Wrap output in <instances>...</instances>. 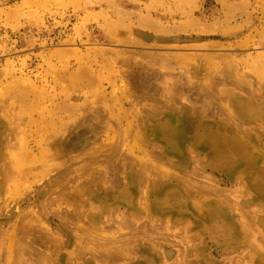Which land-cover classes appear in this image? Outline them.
Instances as JSON below:
<instances>
[{"label": "rangeland", "instance_id": "1", "mask_svg": "<svg viewBox=\"0 0 264 264\" xmlns=\"http://www.w3.org/2000/svg\"><path fill=\"white\" fill-rule=\"evenodd\" d=\"M259 171L264 0H0V264H264Z\"/></svg>", "mask_w": 264, "mask_h": 264}, {"label": "bare ground", "instance_id": "2", "mask_svg": "<svg viewBox=\"0 0 264 264\" xmlns=\"http://www.w3.org/2000/svg\"><path fill=\"white\" fill-rule=\"evenodd\" d=\"M241 105V104H240ZM45 121V120H44ZM48 123V122H47ZM46 125V123H45ZM166 129L168 130V133L170 134V132L173 131V133L171 135H174V132L178 131V126L176 124H172V123H169L167 122L166 123ZM186 130V129H185ZM166 131V130H165ZM170 131V132H169ZM43 133V132H42ZM204 137V140L206 141L207 144H209L210 146H212L213 148H215L216 152H217V156L218 158L223 161V162H230V161H233L234 159L238 160V161H246V160H249L250 162V157H248L247 155V152H246V149H244L240 144L241 143H237L235 140L232 142L230 140H227L223 137H220L218 135V131L216 130H213L212 132L209 133L208 136H203ZM172 138V137H171ZM27 148V147H26ZM26 150V149H25ZM24 150V151H25ZM23 152V151H22ZM21 152V153H22ZM26 152V151H25ZM26 154V153H25ZM24 155V154H23ZM22 155V156H23ZM21 156V158H22ZM27 155H25L24 157H26ZM10 157V156H9ZM17 158V157H16ZM15 158V160H16ZM217 158V157H216ZM247 158V159H245ZM27 159V157H26ZM34 159L33 157L29 160H32ZM19 160V159H18ZM22 160V159H21ZM35 161V160H33ZM17 163V160L15 161ZM32 162V161H31ZM247 162V161H246ZM2 163V162H1ZM243 163V162H242ZM18 164V163H17ZM16 164V165H17ZM244 165V164H243ZM245 165H249V164H245ZM253 165V164H252ZM19 167V164L17 165ZM254 166V165H253ZM22 167V166H20ZM19 167V168H20ZM250 168L252 166H249ZM256 174V173H255ZM258 184L260 185L261 188L264 189V173L259 171L258 173ZM255 177V176H254ZM255 179V178H254ZM177 191V190H176ZM174 191L173 193L170 194V197L174 200L175 199V196L177 194V192ZM177 199L179 198V196L176 197ZM175 201V200H174ZM178 201V200H177ZM215 209H219L218 207H215ZM221 220V219H220ZM219 222V221H218ZM220 223V222H219ZM218 223V224H219ZM217 223H214V225H216ZM217 224V225H218ZM213 225V226H214ZM216 225V226H217ZM220 226L219 227H222V223L219 224ZM212 226V227H213ZM214 227L215 228V231L217 229V227ZM211 227V226H210ZM227 227V226H226ZM225 228V227H224ZM228 228V227H227ZM226 228V229H227ZM228 230V229H227ZM225 231V229H224ZM230 231V230H229ZM228 231V232H229Z\"/></svg>", "mask_w": 264, "mask_h": 264}]
</instances>
